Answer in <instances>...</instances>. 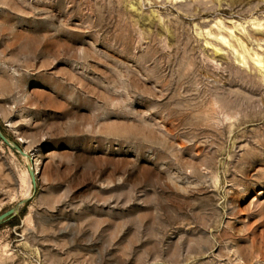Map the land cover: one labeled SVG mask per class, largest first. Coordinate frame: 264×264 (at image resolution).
Instances as JSON below:
<instances>
[{"label":"rangeland","instance_id":"1","mask_svg":"<svg viewBox=\"0 0 264 264\" xmlns=\"http://www.w3.org/2000/svg\"><path fill=\"white\" fill-rule=\"evenodd\" d=\"M0 132V264H264V0H0Z\"/></svg>","mask_w":264,"mask_h":264},{"label":"water","instance_id":"2","mask_svg":"<svg viewBox=\"0 0 264 264\" xmlns=\"http://www.w3.org/2000/svg\"><path fill=\"white\" fill-rule=\"evenodd\" d=\"M0 139L3 142L9 144V142L5 139V137L2 135L1 132H0ZM22 154H24V153H22ZM31 182H32L33 186H35V177L33 174H31ZM21 204H26V200L21 202ZM18 206L19 205L15 206L13 208H10L9 210L0 214V225L17 216Z\"/></svg>","mask_w":264,"mask_h":264},{"label":"trees","instance_id":"3","mask_svg":"<svg viewBox=\"0 0 264 264\" xmlns=\"http://www.w3.org/2000/svg\"><path fill=\"white\" fill-rule=\"evenodd\" d=\"M7 224L9 226L15 227V226L19 225V220L17 217H15V218L11 219L10 221H8Z\"/></svg>","mask_w":264,"mask_h":264}]
</instances>
